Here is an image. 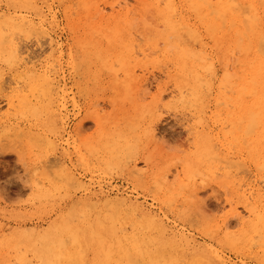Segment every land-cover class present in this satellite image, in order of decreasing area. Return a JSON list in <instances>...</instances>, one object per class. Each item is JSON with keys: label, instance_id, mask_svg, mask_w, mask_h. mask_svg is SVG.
<instances>
[{"label": "bare ground", "instance_id": "obj_1", "mask_svg": "<svg viewBox=\"0 0 264 264\" xmlns=\"http://www.w3.org/2000/svg\"><path fill=\"white\" fill-rule=\"evenodd\" d=\"M2 1L0 53L17 59L21 52L20 45L18 49L14 43V39L17 40L14 36L22 35L25 24L29 28L34 24L22 17V12L41 18L39 4L45 5L46 1ZM131 1L142 7L136 17L140 19L146 47L134 51L135 38H130L128 31L134 8H129V0H121L123 6L120 0H115L109 4L114 17L108 18L103 26L89 27L98 36L94 55L101 64L102 73L111 76L112 85L128 86L127 95L135 96L139 91L138 81L130 64L138 55L141 59H149L150 55L165 58L168 48H175L174 74L170 76L174 92L178 103L192 107L196 119L193 143L187 147V157L180 163V171L175 176L161 172L154 175L151 178L153 187L157 190L175 187L174 191L184 197L185 202L188 200V204L194 205L200 201L197 178L212 179L217 169L212 164L223 162L221 182L236 198V203L228 201L227 206L229 215L237 220L238 229L229 233L225 222L216 221L207 230L205 239L199 240L169 221L153 204L140 202L120 189L84 183L60 161L56 175L59 182L41 188L37 196L47 199L64 193L68 198L74 189L80 194L73 207L75 215L71 216V211L67 210L44 231L21 230L14 234L13 264H247V259L264 264V188L245 183L230 171L234 166L231 151L237 149L242 164L239 165L252 166L264 187V0ZM79 2L84 6L88 4L87 0ZM171 38L179 40L178 43L184 42V46L174 42L173 47ZM49 43L50 47H59L52 38ZM213 56L222 63L221 88L218 87L216 93L203 76L206 72L213 77V65L208 62ZM111 62L118 67L113 70L115 65L111 66ZM42 70L29 79L37 98L34 104L26 97L16 95V104L8 101V106L13 109L16 106V115L28 112L33 117H44V132L57 137L62 132L60 124H64L61 114L64 105L61 101V105H54L51 68ZM158 90L159 93L151 96V102L142 106L147 118L159 108L162 96L161 88ZM135 106L139 108L137 103ZM6 125V121L0 122L4 132H8ZM218 126H221L219 132L224 128L227 131L215 132ZM127 143L126 134L105 129L98 144L89 147L88 151L99 165L106 167L110 161L121 158L124 148H128ZM83 164L87 169L93 167L90 161ZM8 260L1 264H9Z\"/></svg>", "mask_w": 264, "mask_h": 264}, {"label": "rangeland", "instance_id": "obj_2", "mask_svg": "<svg viewBox=\"0 0 264 264\" xmlns=\"http://www.w3.org/2000/svg\"><path fill=\"white\" fill-rule=\"evenodd\" d=\"M45 1V5L39 4L42 7L41 18L30 12H22V17L32 20L34 24L33 28L25 24L22 27V35L14 36L17 38L14 39L15 45H20L18 60L9 57L5 52L0 53V122L6 121L8 128V132H4L0 127V264L8 259V263L13 264L16 252L15 247L12 249V241L17 232L44 231L50 222L67 210L71 211V216L75 215L76 210L73 207L80 194L74 189L68 198L64 193L47 199L37 196V191L41 188L45 189L50 183L59 182L56 175L60 170V161L84 183L92 182L94 185L120 189L137 197L140 202L153 204L169 221H173L180 229L183 228L182 230L199 240L205 239L207 230H210L216 221L220 224L225 222L228 226L226 231L229 233L236 232L237 220L235 216L229 215L227 206L228 201L236 203V198L221 182L225 166L223 162L216 161V164H212L217 168L212 179L197 178L200 201L194 205L188 204V200L185 202L184 197L174 191L175 187L169 190H157L153 187L151 178L154 175L161 172L175 176L177 171H180L179 165L187 157V147L193 143L196 122L194 111L189 105L177 102L170 78L174 74L175 48L169 47L165 58L161 55H150L149 59L137 56L130 67L133 68L138 81L139 91L135 93L138 96H128V86L112 85L111 76L102 73L101 64L94 55L98 36L89 28L90 25L102 24L108 18L114 17L109 4L115 0H87L86 6L80 4L79 0ZM129 1V8L134 10L130 14L131 25L128 31L130 38H135L134 51H137L146 47V42L141 36L142 25L136 17L142 7ZM89 4H92L91 7ZM3 5L4 2L0 0V9L4 8ZM49 38L59 47H50ZM174 42L184 46V42L178 43L179 40L171 38L170 44H173V47ZM155 61H158L157 64H154ZM208 62L213 65L214 75L209 76L206 72L202 75L211 83L216 93L218 87L221 88L222 63L215 56ZM111 66L113 70L118 67L112 62ZM47 68H51L52 73L54 105H64L61 113L64 124H60L62 132L59 131L57 137L44 132V117H33L27 111L22 112V116L16 115V106L15 109L8 106V101L16 104V95L26 97L34 104L37 98L32 92L29 79ZM119 80L122 81L121 76ZM160 88L162 100L159 108L154 115L147 118L142 106L149 104L151 96L159 93ZM108 128L126 134L128 148H124L118 161H110L109 166L105 167L95 161L88 148L97 145L101 134L105 129L109 130ZM220 129L221 126H218L214 131L219 134L227 131L224 128L219 132ZM231 153L235 166L231 165L232 175H236L239 180L243 179L245 183L264 188L252 166H241L238 150L233 149ZM89 161L93 165L92 169L85 168L83 164ZM133 167L137 171H133ZM172 180L173 178L170 182ZM238 210L241 211V207L238 206ZM24 252L22 246V256ZM230 258L237 261L233 256ZM247 264L259 263L247 259Z\"/></svg>", "mask_w": 264, "mask_h": 264}]
</instances>
